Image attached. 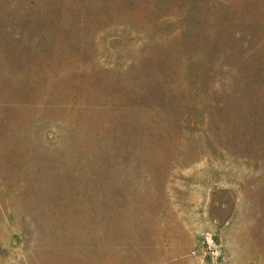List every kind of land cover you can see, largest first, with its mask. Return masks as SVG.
Returning a JSON list of instances; mask_svg holds the SVG:
<instances>
[{
  "label": "rangeland",
  "instance_id": "374dc122",
  "mask_svg": "<svg viewBox=\"0 0 264 264\" xmlns=\"http://www.w3.org/2000/svg\"><path fill=\"white\" fill-rule=\"evenodd\" d=\"M0 264H264V0H0Z\"/></svg>",
  "mask_w": 264,
  "mask_h": 264
}]
</instances>
